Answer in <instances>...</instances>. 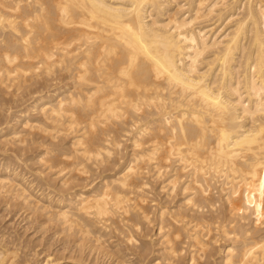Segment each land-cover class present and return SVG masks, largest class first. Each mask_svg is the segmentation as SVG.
Returning <instances> with one entry per match:
<instances>
[{"label":"bare ground","instance_id":"obj_1","mask_svg":"<svg viewBox=\"0 0 264 264\" xmlns=\"http://www.w3.org/2000/svg\"><path fill=\"white\" fill-rule=\"evenodd\" d=\"M212 16L217 18L215 19L216 22L210 25L204 24L203 21L208 20L207 18ZM213 17L212 20L214 19ZM209 20H211V18ZM201 23H203V26L201 25ZM28 71H30V73L33 74H30L28 76L27 75V73H29ZM57 73H59V76L61 75V73H64L65 76L64 78L67 79V81L69 80V82L65 83L63 82L64 80L61 81L63 82V84H59V86H56V88L53 91L54 92L53 94H47V96L39 95V97H36L32 103V107H33V111L35 112V115L36 116L39 115L38 118L43 119L41 121L43 123V127H41L40 132L44 131L48 133V130L52 132L51 129L53 128V130L56 129L55 131L57 132L62 131L63 134H65L66 132L67 136L72 134L73 137L71 136L70 137L73 138V140H71L72 144L70 146H73L72 148L73 150H71L73 152V156L72 154L71 156H69L68 154L67 155L69 158L73 157L72 159L73 161H75V158L77 159L83 157V161L78 163V165L79 166L82 165L83 168L86 167V162H88L89 160L95 162L92 163L90 161L91 164H94L95 166L98 164H100L101 166L103 164L106 165V163L108 162L104 161L103 158L106 160L108 159L110 161V158L114 156L112 155L113 153L111 146L115 147L118 150L120 149V146L124 144V140L123 142L121 141L122 144L120 145V139L119 141H117L114 139V136L112 135L114 131L113 129H115L117 125L121 126V127L118 126L117 128L119 127L124 128V130L126 131L124 132L125 134L128 133L129 136L131 135L130 138L129 136L128 138L130 140L129 142H131L132 147H130V149L132 148L131 149L132 152L131 154H129L130 157L129 158L127 157L128 161L126 162V164L122 165V168L118 172V175L113 177V179L110 181L104 180L102 182V186L101 184H99L101 188L96 190L95 189L91 191L83 190L84 185L81 190V186L79 185L80 186L79 190L74 189L75 191L65 193L63 188H65V186L68 185L70 178L74 176H70L69 175L70 172L67 173L70 176L68 178L67 177L68 175H66V178L69 180L68 181L66 178H64L65 177L64 174L66 173L65 171H70V170L72 171L71 168H74V166H76L74 165L75 162L72 163L73 167L70 165L71 166L70 170H68L69 167L67 170L66 169H64L65 171L63 170V168H67V166L63 167L61 170L59 169V171L56 173H58L59 175L63 174L64 177L60 178L63 175L59 177L60 178L59 180L62 185V189L60 187L61 189L60 190L58 187L59 189L57 190L59 191L57 192L58 197H56L57 196L56 195L55 196L56 198L51 199L53 203L55 201V203H57L58 206H60L59 210H57V208L56 210L53 209L55 207L51 209V211L54 213H51L50 210L48 209L49 207L47 208L44 205V203H42L43 205H40L41 202L39 200L38 201L40 202V204L36 202L37 199L35 200V202L32 201L35 198H32V200L30 199L31 196L33 197V195L32 193L30 194L27 192L29 190L31 191L29 186L34 185V183L33 184L29 183L30 185L28 184L29 186L27 191L26 182H25L26 184H24V182L21 181L25 186H22L23 184L19 182H14L13 179L14 177L12 178V176L13 175L20 176L18 170L19 166L16 165V163L18 162L15 163L11 159L15 164L13 165L8 163L10 159L9 158L7 159L8 157L7 156L6 157L7 162L5 161L4 162L5 164L0 163V195L9 199V202L10 200H14L15 202H18L20 206L23 208L30 209L32 210V212H40L42 216H44V218H46L48 221L51 220L56 224V226L58 227V232L64 233L65 237L69 236L70 238V236H73L75 238L74 242L77 246L82 248L87 246L86 248L89 247L90 250L95 249V251L96 249L102 250V248L103 249L105 248L103 246H106L108 244V243L106 244V241H102V237H103L102 230L103 229L106 230L109 228L108 223L112 220L113 216H116V214H118V212H120L122 217L124 218L127 210H129V207L128 208L126 207V210H123L126 204L124 205V207L120 206V204L123 205V203L127 202L126 199H128L127 197H129V194L128 196H126L127 194L125 195L126 196V199H124L125 202H123L124 200L122 194L126 193L125 190L128 188L129 185L130 186L131 184L133 185V183H131L132 182L131 180L135 178L137 175L140 176V173H142L140 169L141 170L147 169L145 167L146 164H147L146 166L150 164L152 165V167L154 166V169H157L156 170L157 172L155 170H152L155 172V175L157 174L156 176L152 177L153 180H155L154 177L159 178L161 177V175L164 176L165 173L164 170H166V167L163 168L162 163L164 161L169 163L170 161V163L174 162L175 165L174 164L173 165L174 167L176 166V168H171L169 167V164L166 163L168 164L166 165L168 166L167 168L168 169L171 168L173 169V171L172 173L170 172L171 175L169 176V178H167L170 179L169 181H167L166 177L163 178L164 180L166 179L167 185L172 184V187L169 185L170 186L169 188L174 189V187L177 186L178 181L181 182L180 179L182 178L184 179L186 177L185 179L187 180L182 179L184 185H183V189L181 188L183 191V192L181 191V193L183 194L181 195V193H179V195L181 196H183L184 194L187 195V193L189 192L188 195L185 197L186 199L185 198L183 199V201L186 200L187 204L186 203L183 204H186L185 206L187 205L193 206L191 207V209H194V207L199 208L197 210L195 209V212L194 210L193 212L191 211L192 214L196 213V211L197 212L199 210L201 211V209L205 206L207 207V208L205 207V209L209 210L210 213L212 212V208L210 210V207L213 204L212 197L215 196L216 194L214 192L215 189H213V186L216 187L215 182L219 183L221 181L220 183L222 185L219 183L222 187L221 190L224 189L226 190L225 193H227V196L224 194L225 197L224 199L225 200L227 199V201L229 202V207L227 205H226L227 207L224 205L226 208L231 207V211H233L234 213L236 210L240 208L247 209V206L245 207L242 205V201H244L242 199V195L246 199H249V197L251 196L252 198H254L253 200H251V204H253V208L255 212L254 214L256 216L249 208L248 210L252 213V217L254 215L253 218L256 217L255 220L263 217L262 215L264 213L263 211L264 210V0H0V86L4 88L6 92H9L10 90H14V93L15 92L18 93L20 90H22V88H26L28 86V83L31 84L33 81L32 79L37 78V80H39L38 78L41 76L43 77V79L46 78L50 80V78L54 77L51 79V81H53L56 79L55 75ZM56 77L58 76L56 75ZM35 121L37 122V120ZM36 122L35 124H38ZM1 124L2 123H0V126ZM33 124L32 121L30 120V114L26 113L25 111L24 112L20 111V113L15 115V117L12 119V123L6 126L7 129L4 128L6 129L5 131L3 128L0 129V144L8 146L10 143L11 144L18 143L17 145L24 143L23 145H25V140L22 137L23 136L22 133L24 130L25 132L26 130H28L27 132H30L31 131L30 129L33 127H34L33 130H35V126H34L35 124L34 125ZM17 125H20V128L22 127L21 129L24 128V130L22 132L19 131L21 129H18L19 127L17 128L16 127ZM39 128H37L38 131ZM32 131L31 134H33L37 130L34 132ZM118 131L120 133V131L122 132L123 129L121 130L118 129ZM52 133H50L52 136L49 137L50 139L52 137L54 140L55 138H57L59 133L57 134V136H55V134L53 135ZM114 133H116V131ZM124 133L120 137L125 136ZM60 134L63 135L62 133ZM26 136H24V138ZM39 137L36 136V139ZM66 138L67 137H65L64 139ZM25 139L27 140V138ZM31 139L32 138H30V140ZM43 139L45 138L43 137ZM32 140H34V137ZM38 141H40V144L42 143L41 140ZM43 143H45V141ZM50 144L52 145L53 143L50 142ZM55 144L58 143L56 142ZM31 145L33 146L32 143ZM51 145L49 147L53 148L54 146L52 147ZM32 146L30 148H32ZM44 146H46V143L44 144ZM44 146H43V150L41 151V153H39L38 158L36 159V161L41 165L38 166L42 168L39 169L40 173L37 172V174L38 175L40 174L41 176L42 174L44 175L46 174L47 172L45 171L46 169L47 170L49 169L48 170L49 172L52 170L50 168L52 167L54 168L53 164L50 163L51 164L50 165L49 163H46L48 161L47 159H45L48 157L47 155L51 151V148L49 149L48 146L47 147ZM15 147L17 146L15 145ZM24 148L23 150L25 151ZM27 150L28 149L26 148V151ZM121 150L122 148L120 149V151L119 150L118 151L121 152ZM54 152H56V149L54 150ZM119 152H117V154ZM56 153L55 156L57 155ZM62 153H68V152H62ZM50 154H52V152ZM61 155L63 154L60 153V156ZM17 156L18 155H12V157L16 159L18 158L17 161H19L20 158ZM55 156H52V158L54 159ZM66 156H65V160H66ZM49 157L48 160L50 161ZM69 158H67V160L71 159ZM55 160L54 162L57 161ZM65 160L62 159L58 161L59 163L60 161H62L63 163L65 162ZM26 162L28 163V159ZM56 163H54V165H57ZM113 163L115 164V162ZM25 165L29 166L28 164ZM60 165L62 164L60 163ZM78 165L76 167L77 169L75 168L77 171L76 174L80 173V171L78 172V168H79ZM150 165L148 167H150ZM171 165L172 164H170V166ZM20 166L22 165L20 164ZM143 167H145V169ZM161 168H163L162 171L164 172L163 174H161L162 173L160 171ZM113 169L115 168L113 167ZM150 169L149 170L147 169L149 173L151 171ZM55 171L53 172L55 173ZM167 171L169 172L171 170H167ZM167 171L166 173H168ZM148 172L146 173L148 174ZM81 173L83 174L85 172L83 171ZM81 173L80 175H82ZM49 175L52 174L49 173ZM59 175H57V178ZM87 175L88 173L87 174L85 173V175L83 174L84 179L85 176L88 179ZM149 175L150 174H148V176ZM22 177L23 176H21V178ZM163 178L162 179L160 178L161 181H163ZM208 178L210 179L209 182H208ZM49 179H51L52 181V178ZM49 179L47 177V179L45 180L49 181ZM53 179H55L56 181V176ZM137 179L140 180V178ZM38 180L39 183L42 184L40 182L41 179ZM142 181L140 180L137 182L141 184ZM211 181L214 182L212 183ZM56 182L58 183V181ZM76 182L73 181V183ZM191 182L193 183V185L191 184ZM47 184L48 185H46L47 186L46 189L50 190V191L48 190L49 193L47 194V199H48L50 194L56 191V187H53V185H51V182L49 183L47 182ZM149 184L150 183H148V185ZM162 184L165 185V183ZM210 184L211 185L213 184V186H211ZM69 185L71 186L72 184L70 183ZM142 185H145L143 186L144 188H146L147 186L145 182L144 184L142 183L140 187H142ZM180 185L182 184H179L178 186L180 187ZM79 186L77 185L78 188ZM209 186L214 190L212 192H214L215 194H212V192H210ZM131 187L134 189L135 187H137V185ZM140 187H137V190H135V192L138 191L137 194L140 193L139 192ZM129 188L128 190H126L128 193H130L131 190H133L131 189L129 192ZM121 189L123 190L125 189L123 193H120L122 192ZM178 189L173 190V194H171V196L174 195V191L175 193L179 192L176 191ZM190 189L192 191H188ZM149 190H155V189L152 188ZM165 190L163 189L162 192ZM207 190H209V192L213 195L212 197L210 194H208ZM142 191H144L145 194L146 189L145 190L143 189ZM170 191L171 190H169L168 192V190H166V193H170ZM185 191L187 192L185 193ZM152 192L150 191V193ZM206 192L211 198L206 195ZM41 193H44L41 195L46 194L45 190L44 192L42 191ZM166 193H165V197L168 196L167 198L169 199L171 196L170 194H167L166 196ZM218 193H220L219 190ZM131 194L133 195V191ZM222 195L223 194H221L220 196ZM220 196L218 195L217 198L213 197V199L216 200ZM44 197L43 199H45ZM165 197L163 198L165 199ZM41 198L40 200H42ZM140 198L142 199V197H139V199ZM131 199L134 202L135 197L129 198L128 200L131 201ZM137 200L138 198H136V201ZM144 200L146 201L147 199H145L144 197L142 201ZM215 200L214 202L216 203L217 200L216 201ZM220 200H222L221 197ZM49 201L50 200H48V202ZM181 201L182 200H180V202ZM133 202H130L129 204H132ZM228 202L226 203L228 204ZM136 204L137 203H135V205ZM181 204L182 203H178L177 205L180 206ZM142 205L143 204H141V206ZM154 205L156 206V204ZM164 205L169 207V204L168 205L164 204ZM173 205L174 203L172 204V206ZM182 206L180 208L174 206V208H172L169 211L171 213L170 216L174 215L171 211L174 212L173 209H175L176 215L174 216L176 217L178 216L179 218L184 217L182 216L184 214L183 211L184 212L186 211L187 213L188 210L190 209L185 208L186 210L182 209L183 210L182 211L181 210ZM217 206L218 205L216 204V207L215 206L214 207L217 209ZM220 206L223 207V205ZM175 207L177 208V210L180 209L182 211V214L180 213V211L177 212ZM188 207L189 206H187V208ZM133 208L131 209L133 210ZM140 208L141 207L139 206V209ZM143 208H141L143 210L142 212L149 214L150 211L148 212V210H146L148 209V207L144 208L146 211H144ZM152 208L154 209L155 207ZM158 208L160 210L159 206ZM164 209L162 208L161 212L158 211L160 215L158 213L156 215V217L159 216L160 219L159 220L156 218L157 220L160 221V222L157 221L158 223H160L157 224L158 234H162V238H163L162 241L159 243V246L161 244L162 246L161 249L164 251L163 253L165 254L166 252L169 255V258H171L170 260L174 259L175 261L176 259L178 260V254L174 250L175 249L177 250L178 247L176 245L177 248H175V246L174 248H172L173 247L172 244L176 242V240L171 241V239H174L176 235L174 236V238H171L169 237V235L170 236L172 235L170 230H164V227L166 225L165 226L162 225L163 219L164 220L167 219L164 218L166 211V210L164 211ZM53 210H55L56 212ZM228 210L230 211V209ZM200 211L199 213H201ZM205 211H203V214H205L204 213ZM132 212L128 213V216H130L129 214L132 215ZM135 212L136 213L139 212L138 209L136 211L134 210L133 215L135 214ZM233 212H229V213L232 214ZM245 212H247V210H245ZM248 212L246 215L247 219L251 218L250 216L248 217L249 214ZM124 213L125 215H123ZM144 213L141 216L139 215L140 217H142L139 218V221L140 219L141 220L143 219L144 222L141 221L143 223L152 222V219L154 217L150 219V216L148 217V215ZM199 213L198 215L194 214V216L191 213L188 214L190 215V217L192 216L194 218L195 216H199L200 215ZM138 214H140V212ZM215 214L218 213L215 212L214 215ZM230 214H228V216H230ZM235 214L240 215L238 214V212ZM235 214L232 215L235 217ZM241 214L244 215V213ZM207 215L208 213H206V216ZM220 215L218 216L221 217ZM135 216L137 217L138 215L136 214ZM186 217L188 218L189 216L185 215L184 219ZM219 217L215 216V219ZM126 218H127L126 220H128L129 217L126 216ZM191 218L188 219L191 221L192 220ZM224 218L226 219L225 221L227 222L228 221L227 217H223V222H224ZM108 219L110 221H107ZM117 219L119 220V217H117ZM172 219L174 220L176 218L174 217ZM201 219H203L202 215L201 218H199L200 220L199 223L201 222ZM215 219H213V221ZM228 219L230 220L229 217ZM238 219H240V216H238ZM113 220L115 221V219ZM122 220H123V224L126 223L124 222L125 218ZM196 220H198V218ZM167 221L165 220V222ZM169 221L171 222V219ZM203 221L205 222V220ZM206 221H208L207 223H210L212 221V217L211 220L208 218V220ZM242 221H244V219ZM246 221L245 223L248 222ZM184 222H185L184 225L187 224L189 229L190 224L188 225L186 221H183L182 223ZM195 222L198 223V221ZM229 222L230 221H228L229 224L228 227H230L231 223H234L232 221L231 223ZM256 222L257 220L253 222L254 225L261 224L262 222L264 223V221L260 223L259 222L256 223ZM127 223L126 225L129 226L130 228V223L129 225ZM172 223L174 222H171V224ZM178 223H177L178 226L174 225L175 223L173 224L175 227L171 226L170 224L171 228L174 227L176 229L175 232H178V228L181 227V225ZM217 223L219 227L220 225L219 223H221V221L220 222L218 221ZM241 223L239 220V223H237V225L238 224L240 225ZM245 223L244 224L242 223L243 226H245ZM263 223H262V227H264ZM138 224L141 223L139 222L137 223V225L136 224L134 225L138 226ZM201 224L200 225L197 224V228H199V226L204 227L206 225V224L204 225ZM242 224L241 226L238 225L239 228L242 227ZM252 224H250L249 222V226H251ZM167 225L169 226V223ZM208 225H211V226L206 225L208 228L212 227V223ZM141 226L142 225H140V227ZM176 226L178 228H176ZM187 226L185 228H187ZM206 226L204 227L205 229L207 228ZM215 226L213 228L217 229L218 227L216 228ZM231 226L236 227V225H231ZM235 227L232 228L233 232L232 230L228 231L227 227H226L227 231H225L226 228L225 230L223 228L224 233H221V235L224 234V236L222 235V237H224V240L226 238L231 241L232 235L230 237V234L231 232L235 234L234 232ZM262 227H257V228H259V230L261 228L262 230L263 229ZM182 228H183V224L180 231L182 230L184 232L183 230L184 228L183 229ZM220 228L222 230V227ZM246 228L247 227H245V229ZM201 229L195 231V229L193 228L192 230L190 229L191 230L190 234L189 233L187 234V232L186 234L189 235L190 239L193 240L192 242H196L199 244L200 240L201 242L203 240L201 239L202 237L198 238L200 232L199 230ZM215 229L211 231L216 232L217 230ZM245 229L242 228V230ZM250 229L253 230L254 232V229H252V227ZM172 230L173 228L171 229V231ZM204 230L201 232L206 234ZM106 231L108 232V230ZM211 231L208 230L207 232L209 233H207L206 235L212 233ZM235 231L236 234H238L237 230ZM249 231L247 232L249 233ZM240 232L242 231H239V233ZM137 233H139V231ZM202 233L200 236L203 235ZM250 233L252 234V231ZM186 234H184V236ZM255 234L253 235L257 236L256 228H255ZM3 235L5 234H3L2 232L1 236ZM146 235L145 237H147ZM187 235L185 236V238L187 237ZM217 235H219L218 232ZM241 235L238 236L242 237ZM244 235L242 237L243 239L239 241L240 246L237 240L240 238L237 237V235H236V239L234 235L233 241L235 242L236 240V244L238 243L237 244L238 246L234 245L235 243L233 241H232L233 245L230 244L224 246V250H223L224 254L222 255V253L221 254L219 253L221 256L219 259H222L221 264H264V235H262L261 233L259 237L257 236L258 238H253L252 237L253 235H251L252 238L249 237L250 235H245V236ZM8 236L10 238L9 234ZM158 236L159 235H156L155 237ZM179 236H176L177 242ZM207 237L209 238L211 236L208 235ZM205 238H204L205 241L204 244L206 243V246H204L203 249L207 247V244L209 243L208 241L210 239L212 240L213 237L210 238L209 240H206ZM13 239L11 238L10 240L13 241ZM125 239L127 240V238ZM10 240L8 241L11 242ZM130 240L129 242L131 243L132 240L131 241ZM182 240L183 239H180V241ZM211 240L210 243L212 242ZM189 241L190 244H192L191 240H187L188 243ZM13 242L12 244L14 245V243L16 242L14 243ZM215 242L216 240L213 243ZM220 242L222 243L223 241ZM6 243L3 242L2 238L0 239V264H21L23 261L22 262L18 261L20 259V256L18 257L19 258L18 260L16 259L17 250L15 251V249L10 248L11 243L10 244L8 243L9 244V245L7 244L8 246L6 245ZM217 243H215L216 246ZM202 244L203 243H200L201 246ZM134 245L132 246V248L134 247ZM223 245L224 244L222 243V246ZM19 246L20 245H18V247ZM156 246H158V244ZM185 246L188 247L187 245ZM201 246L200 248L202 249ZM222 246L220 247L223 248ZM16 247L17 246L15 245L14 248ZM193 247H196V245ZM145 249H147V247ZM187 250L190 251V249ZM200 250L199 251L196 250L193 253L189 252L192 253L191 256H189L190 254L187 253V255L189 254L188 256L190 257L187 259H190V261L192 262V263L190 262L191 264L196 263L194 262V260L196 261L197 257H195L194 259V253L196 254L197 251L200 252ZM207 250H209V248ZM147 251H149V249ZM150 251L152 250L150 249ZM212 251L213 250H211V252ZM118 252L120 254V252H122L121 249H119ZM160 252L161 250L157 252V255L158 253L160 255ZM204 252L205 251L200 252L202 253L201 256L203 257L205 255ZM211 252L209 253L211 254ZM214 252L211 255L208 254L209 259L210 256L214 254ZM175 253L177 254V256ZM59 254H61V252ZM215 254L217 255V252ZM35 255L37 254L33 253V256ZM62 255L64 256L63 253ZM181 255L179 256L181 257ZM201 256L200 257L198 256L199 259L201 258ZM218 256L219 255L215 257ZM22 257L24 256H21V258ZM127 257L126 259H124V261L127 260ZM167 257L168 256H166V258ZM169 258H168V262H170ZM26 259L27 261L24 264H29L31 262L30 258H26ZM50 259L51 258H47V259L45 258L44 260L45 262L42 264H50L52 261ZM202 260H204V258L201 259V262ZM74 261L76 262L75 258L73 262ZM174 261H171L170 264H176ZM57 263L66 264L59 261ZM157 264H159V262Z\"/></svg>","mask_w":264,"mask_h":264},{"label":"rangeland","instance_id":"obj_2","mask_svg":"<svg viewBox=\"0 0 264 264\" xmlns=\"http://www.w3.org/2000/svg\"><path fill=\"white\" fill-rule=\"evenodd\" d=\"M213 17V16H212ZM212 17H208L207 19L209 20L210 18H211V20H209V22H208V20H204L203 22H204V24H206V25H210V24H213L214 22H216L215 21V19H217V18H215V17H213L214 19L212 20ZM206 19V18H205ZM203 20V19H202ZM202 20H201V22H202ZM210 21H211V23H210ZM213 21V22H212ZM209 23V24H208ZM201 25L203 26V23H201ZM29 73H27V75L29 76L30 74H33V73H30V71H28ZM56 75L58 76V77H56ZM55 75V78L57 79V81H56V79L55 80H53V81H51V79L52 78H54V77H52V78H50V80L49 79H43V77H39L38 79L39 80H37V78H34V79H32L33 81H32V83L31 84H29L28 83V86L26 87V88H22V90H20L18 93L17 92H15L14 93V90H10L9 92H6L5 90H4V88H2L1 86H0V105H1V107H0V123H2L1 124V126H0V129L1 128H6V126L8 125V124H10V123H12V119L15 117V115H17V114H19L20 113V111H25L26 113H29L30 114V120L32 121V124L34 123L35 124V120H37V122L36 123H38V124H33L34 126H35V130H33L34 129V127L33 128H31L30 130L32 131V132H34V131H36V132H34L33 134H31V131L30 132H27L28 130H26V132H25V130H24V128L23 129H21L20 128V125H17L16 127L18 128V129H21V130H19V131H23V139L25 140V145H27V146H25V145H23L24 143H21V144H19V145H17L18 143H14V144H7L8 146H5V145H2V144H0V163L1 164H3L5 161L7 162V160H6V157H7V159L9 158L10 159V161H8V163H10V164H15L16 162H18V163H16V165L17 166H19V168H18V170H19V174H20V176H12V178L14 179V182H19V183H21V184H23V182H24V184H26V189H27V191H28V186L30 185V184H33L34 183V185H30L29 186V188L31 189V191L29 190L27 193H32V195H33V197L31 196V200H32V198H35L34 200H32V201H34L35 202V200L37 199V201L36 202H38V204H40V202H41V204L40 205H43L42 203H44V205L50 210V212L51 213H54V212H52L51 211V209L53 208V207H55V208H53V209H55L56 210V208H57V210H59V208H60V206H58V204L57 203H55V201H54V203H53V201L51 200L52 198H56V197H58V195H57V192H59V191H57V190H59L60 189V187H61V189H62V185H61V182H60V178H62V177H64V175H65V177L64 178H66V175H68L67 173H69V175L70 176H74V177H71L70 178V181L68 182V185L67 186H65V188L66 187H68V188H63L64 189V191H65V193L66 192H72V191H75V190H79L80 189V186H81V190H82V187H83V185H84V188H83V190H88V191H91V190H93V189H99V188H101V186H102V182L104 181V180H108V181H110V180H112L113 179V177H115V176H117L118 175V172L121 170V168H122V165H125L126 164V162L128 161V158L130 157V155L129 154H131V152H132V148L130 149V147H132L131 146V142H129L130 140H129V138H130V136H129V134L128 133H124V132H126L125 130H124V128H120L121 126L120 125H117V127L118 126H120L119 128H117L116 126V130L115 129H113L114 131H113V136H114V139L115 140H117V141H119V139H120V145L122 144V142H123V140H124V144H122L121 146H120V149L122 148V150H121V152H119L120 151V149H116L115 147H113V146H111L112 147V155H114L113 157H111L110 158V161L108 160H106V159H104L103 158V160L104 161H106V162H108V163H106V162H104V163H106V165H100V164H98V165H94V164H91V162H92V160H89L88 162H86V167H82V165H78V163L79 162H81V161H83V157H81V158H75V161H73L72 159H73V157H68V155L69 156H71V154H72V156H73V152L71 151V150H73L72 148H73V146H70L71 144H72V141L71 140H73V138H71V137H73V135L72 134H70L69 136H67L66 135V132H65V134H63V132L62 131H55V130H53V128L51 129L52 130V132L53 131H55V132H51L50 130H48V133L47 132H44V131H41L40 132V130H41V127H43V123L41 122L43 119L42 118H38V116L39 115H35V112L33 111V107H32V103H33V100L36 98V97H39V95L40 96H47V94H53L54 92V89L56 88V86H59V84H63V82H69V80L67 81V79H65L64 77V73H61V75L59 76V73H57ZM61 76H62V78H61ZM59 78V79H58ZM35 80V81H34ZM48 80V81H47ZM64 80V81H63ZM61 81H63V82H61ZM58 83V84H57ZM40 84V85H39ZM45 84H47V85H45ZM4 86V85H3ZM44 87V88H43ZM13 89V88H12ZM37 90V91H36ZM51 90V91H50ZM11 91H13V92H11ZM45 91V92H44ZM6 92V93H5ZM9 93V94H8ZM17 93V94H16ZM13 95H14V97H13ZM18 95V96H17ZM3 99H2V98ZM7 97V98H6ZM12 99V100H11ZM14 100H16V101H14ZM13 101V102H12ZM11 102V103H10ZM6 106H5V105ZM31 106H30V105ZM12 105V106H11ZM15 106V107H14ZM29 106V107H28ZM8 109V110H7ZM26 109V110H25ZM3 110V111H2ZM2 112V113H1ZM34 113V114H33ZM6 114V115H5ZM10 114V115H9ZM36 117H35V116ZM11 116V117H10ZM32 117V118H31ZM34 117V118H33ZM5 118V119H4ZM10 118V119H9ZM3 119V120H2ZM11 121V122H10ZM40 123H39V122ZM32 125V126H33ZM38 125H39V127H38ZM37 128H39V131H38V129ZM51 128V127H50ZM50 128H48V129H50ZM7 129V128H6ZM6 129H4V131L6 130ZM43 129V128H42ZM118 129H123V131L121 132L120 131V133H119V131H118ZM116 131V133H114ZM117 131H118V134H117ZM40 132V133H39ZM44 132V133H43ZM27 133V134H26ZM30 133V134H29ZM42 133H43V135H42ZM50 133H52L53 135L55 134V136H57V134L59 133V137L57 136V138H55L54 140H53V138L51 137V139H50V137L49 136H52ZM60 133H62L63 135H61ZM122 133V134H121ZM123 133H124V135L125 136H123V137H120V136H122L123 135ZM24 134H26V135H28V136H26V135H24ZM35 134V135H34ZM46 134V135H45ZM47 134H49V135H47ZM117 134V135H116ZM120 134V135H119ZM29 135H30V137H29ZM65 135V136H64ZM119 135V136H118ZM24 136H26L25 138H27V140L24 138ZM36 136H40L39 138H37L38 140H41V142L43 143L44 141H45V143H46V146H44V144L45 143H43V146L44 147H47L48 146V148L50 149L51 147H49L51 144H50V142H52L53 144L51 145L53 148H51V151L48 153V157L50 156L51 158H52V156H55V153L57 154L55 157H54V159L52 158H50L49 157V159H50V161L48 160V157L47 158H45V159H47V161L48 162H46V163H52L53 164V166H54V168H57V169H54L53 167L52 168H50V169H52L53 171H55V173L56 172H58L59 171V169L61 170L63 167H66L67 166V168H63V170L64 169H68V167H69V169L68 170H70V167L72 166L73 167V165H72V163H74L75 162V164L74 165H76V166H74V168H71L72 169V171L70 170V171H65L66 173L63 175V174H61V175H63V176H61V175H59L58 173H54L52 170L51 171H49L48 172V170L46 169H44L45 171H47L46 172V174L44 175V174H42V176L39 174H37V172L38 173H40V171H39V169L41 168V167H39V166H41L40 165V163H38L37 161H36V159L38 158V155H39V153H41V151L43 150V146H42V143L40 144V141H38L37 139H36ZM62 136V137H61ZM71 136V137H70ZM128 136H129V138H128ZM28 137H29V139H28ZM33 137H34V140H32L33 139ZM43 137L45 138V139H43ZM49 137V138H48ZM65 137H67L66 139H64ZM126 137V138H125ZM30 138H32L31 140H30ZM121 138H122V140H121ZM125 138V139H124ZM48 139H50V140H48ZM60 139V140H59ZM64 141H63V140ZM127 139V140H126ZM29 140V141H28ZM38 141V142H36V141ZM51 140H53V141H55V142H53V141H51ZM66 140V141H65ZM34 141V142H33ZM49 141V142H48ZM61 141V142H60ZM122 141V142H121ZM33 144V146L31 145V143ZM37 143V145H39V146H37L36 145V143ZM48 142V143H47ZM58 143V144H55V143ZM71 142V143H70ZM29 145H28V144ZM126 143V144H125ZM48 144H50V145H48ZM67 144V145H66ZM15 145L17 146V147H15ZM20 145H22V146H20ZM62 145V146H61ZM4 146V147H3ZM10 146V147H9ZM32 146V148H30ZM35 146V147H34ZM36 146H37V148H36ZM61 146V147H60ZM70 146V147H69ZM3 147V148H2ZM24 147H26L28 150L26 151V148H24ZM39 147V148H38ZM55 147H60L59 149L58 148H55ZM6 148V149H5ZM9 148V149H8ZM15 148H16V150H15ZM19 150H18V149ZM23 148L25 149V151L23 150ZM30 148V149H29ZM36 150H35V149ZM62 148H63V150H62ZM68 148V149H67ZM9 151H8V150ZM52 149H53V151H52ZM56 149V152H54V150ZM7 150V151H6ZM13 150V151H12ZM33 152H32V151ZM35 150V151H34ZM38 150V151H37ZM62 150V151H61ZM66 150V151H65ZM72 152H70V151ZM117 150V151H116ZM131 150V151H130ZM12 151V152H11ZM18 151V152H17ZM130 151V152H129ZM5 152V153H4ZM24 152H26V153H24ZM38 152V153H37ZM52 152V154H50ZM54 152V153H53ZM62 152H68V153H62ZM117 152H119L118 154H117ZM14 153V154H13ZM22 153V154H24V155H20V154ZM28 153V154H27ZM34 153V154H33ZM60 153L61 154H63V155H61L60 156ZM115 153V154H114ZM7 154V155H6ZM27 154V155H26ZM59 154V155H58ZM68 154V155H67ZM123 154H124V156H123ZM127 154V155H126ZM10 155H11V157H10ZM12 155H18L17 157H19L20 158V160H21V162H20V160L19 161H17V159L16 158H14V157H12ZM67 155V156H66ZM111 155V156H112ZM120 155V156H119ZM2 156V157H1ZM22 157V159L24 160H22L21 159V157ZM25 156H26V158L28 159V163L26 162L27 161V159L25 158ZM65 156H66V160H67V158H69L70 160H67V162H66V160H65ZM115 156H116V158H115ZM123 156V157H122ZM3 157H5V158H3ZM29 157V158H28ZM56 157H57V159L58 158H60V159H58V160H65V162H63L62 163V161H60V163L62 164V165H60V163H59V161L56 159ZM128 157V158H127ZM25 158V159H24ZM115 158V159H114ZM121 160H120V159ZM123 158V159H122ZM4 159V160H3ZM15 162H13L12 160ZM31 159V160H30ZM57 161H56V160ZM119 159V160H118ZM127 159V160H126ZM30 160V161H29ZM54 160L57 162H54ZM116 160V161H115ZM32 161V162H31ZM34 161V162H33ZM52 161V162H51ZM73 161V162H72ZM77 161V162H76ZM91 161V162H90ZM120 161V162H119ZM13 162V163H12ZM24 162H26V163H24ZM71 163V164H69V163ZM113 162H115V164L113 163ZM119 162V163H118ZM124 164H123V163ZM171 162H173V161H171ZM31 163H32V165H31ZM54 163H56L57 165H54ZM65 163V164H64ZM90 163V164H89ZM92 163H95V162H92ZM166 163H168V162H163L162 163V167L163 168H165L166 167V170H164V172L166 173V171L167 170H171V171H167L168 173H166V175L168 176H166L165 175V173L164 172H162L163 171V168H161V174H163L164 173V176H162L161 175V177H159V178H156V177H154V179L155 180H153V176H156L155 175V172L154 171H152V170H157V169H154V166L152 167V165H150V167H151V169H150V167H148V166H146L145 164H143V165H145V167L149 170H151L150 171V173L148 172V170L147 169H145V167H143L145 170H141L140 169V171L142 172V173H140V176L142 177H140V176H136L135 178H133L134 179V181H133V179L131 180L132 182L131 183H133V185L131 184V186H136L137 185V187H140V185L143 183L144 184V182H145V184L147 185L146 186V188H144L143 186H145V185H142V187H140V190H139V192L142 194H140V193H138L137 194V192H135V190H137V187H135L134 189L129 185L128 186V188L129 187H131V188H129V192H130V190L131 189H133V190H131V192L130 193H128L126 190H128V188L125 190V194L123 193L124 192V190L123 189H121V191L122 192H120V193H123L122 194V197H123V200L124 199H126V196H128V194H129V197H127L128 199L129 198H134L135 197V200H134V202L132 201V199H131V201H129L128 199H126L127 200V202L126 203H123V202H125V200L122 202L123 203V205H121L120 204V206H123L124 207V205H125V207L123 208V210H126V207L128 208L129 207V210H127V212L128 211H130V212H132V215L131 214H129L130 216H128V213H130V212H126V215H125V213L123 214V215H125V221L124 222H128L127 224L129 225V223H130V228H129V226H127L126 225V223H124L123 224V220L122 219H124L123 217H122V215H121V213L120 212H118V214H116V216H113L112 217V220L110 221L109 219L107 220V221H110L109 223L108 222H106V223H108L109 224V228L108 229H106V230H108V232L105 230V229H103L102 230V235H103V237H102V241H106V246H103V247H105L104 249L102 248V250L101 249H96V251H95V249L94 250H90V248L88 247V248H86V247H84V248H82V247H79V246H77L76 244H75V238L73 237V236H70V238H69V236L67 237H65V235H64V233H60V232H58V227L56 226V224L53 222V221H51V220H47L46 218H44V216H42V214L40 213V212H32V210H30V209H26V208H23V207H21L20 206V204L18 203V202H15L14 200H10V202H9V199H7V198H5V197H3V196H1L0 195V239L2 238L3 239V242L4 243H6V241H7V243H6V245L9 243H11L10 244V248L11 249H15V251L17 252V257H16V259L18 260L19 258V256H20V259L18 260L19 262H22L23 264L24 263H26V261H27V259L26 258H30V260H31V262L29 263V264H42V263H44L45 261V258L47 259V258H51L50 260H52L51 261V263L50 264H58L57 262L59 261V262H62V263H66V264H126V262H127V264L129 263V264H157L158 262H159V264H160V262H161V264H170V262L171 261H174V259H172V260H170L171 258H169V255L165 252V254L163 253L164 251L161 249V244H160V246H159V243L162 241V234H158V226H157V224H160V223H158V222H160L159 220V216H157L156 217V215H157V213H158V211H162L161 209L163 208H167V209H164V211H165V215H164V218H167V219H165L166 221L168 220H170L171 219V222H174V223H172L171 224V222L169 221H167L168 223H169V226L167 225L168 223L167 222H165V220L163 219V223H162V225H166L165 227H164V230H170V232H171V236L169 235V237H171V238H174V236L176 235V236H179V234H180V236H179V238H178V242H177V239H176V236H175V238L174 239H171V241L172 240H176V242H174L173 244H172V248H174V246H175V248H177V250L175 249H173L175 252H177V254H178V260L176 259V257H175V263L177 264H191L192 262L190 261V259H187V258H190L189 256H191V254L193 253V252H195L196 250H200L201 248H200V243H203L202 244V249H203V247L204 246H206V243L204 244V238L205 237H207L208 235H210L211 237H207V238H205L206 240H209L210 238H212V242L210 243V240L208 241L210 244H214L213 246L212 245H210L209 243L207 244V247L209 248V250H207L208 248L207 247H205V249H201L200 250V252H202V251H205L204 252V257L203 256H201L202 255V253H200V252H198L197 251V253L195 254L194 253V259H195V257H197L196 258V261L194 260V262H196L195 264H197L198 262V264H201L203 261L206 263V264H221L222 263V259H219L221 256H220V254L222 253V255L224 254V246L225 245H233V238H234V235H235V239H236V235H237V237H239L238 235H241V234H245V235H250L249 237H251V235H253V234H255V228H256V232H257V236L259 237L260 235H261V233H262V235H264V227H262V221H264V213H263V219L262 218H260V219H256L257 220V222L256 223H258L259 222V220H260V222H262L261 224H255L254 225V223L253 222H255L256 220H255V218H253L254 217V208H253V204H251V200H253L254 198H252L251 196L249 197V199H246V198H244V196L242 195V199L244 200V201H242V205L243 206H247V209H245V208H240V209H242V210H240V209H238V210H236L235 211V213H237L238 212V214H240V215H237V214H235L233 211H231V207L230 208H226L227 206L229 207V202L227 201V199L225 200L224 198V194L227 196V193H225L226 192V190H221L222 189V187H221V181L218 183V182H215V186L216 187H214L213 186V184L211 185V186H213V189H215V191L210 187L209 188V190H210V192H212V191H214V192H212V194H215V196H213L210 192H209V190H207V192H208V194H210L211 195V197L213 196V197H215V198H217V196L219 195H221V194H223L222 196H220L221 197V199L222 200H220V197H218V199H213V197H212V200H213V204H212V206L211 205H209V206H211L210 207V210H211V208H212V212L210 213V211L209 210H207V209H205V207H203L202 209H201V213H199V211L197 212L196 211V213H193L192 214V212H193V210H194V212H195V209L197 210V209H199V208H196V207H194V209H191V207H193V206H191V205H187V206H189L188 208H187V206H185L187 203H186V200L185 201H183V199L188 195V193H187V195L186 194H184L183 196H181L183 193H181V191H182V189H183V185H184V182H183V180H187V179H180L181 180V182H179L178 181V183H177V186L179 185V184H182V185H180V187L178 186H175L174 187V189H172V188H169L170 186L172 187V184L170 185L169 183V185H167L166 183V179L167 178H169V176L171 175V173H172V171H173V169H171V168H176V166L174 167V162L173 163H170V161H169V167H171L170 169H168L167 167L168 166H166V165H168V164H166ZM5 164V163H4ZM20 164L22 165V166H20ZM24 164V165H23ZM25 164H28L29 166H26ZM66 164H68V165H66ZM97 164V163H96ZM163 164H165V165H163ZM170 164H172L171 166H170ZM174 164V165H173ZM34 165V166H33ZM36 165V166H35ZM39 165V166H38ZM51 165V164H50ZM71 165V166H70ZM77 165L79 166V168H78V172L80 171V173L81 172H85L86 174L88 173V179L86 178V176H85V179H84V177H83V174L85 175V173H81L82 175H80V173H77L76 174V167H77ZM108 165V166H107ZM112 165H114V166H112ZM142 165V166H143ZM24 166V167H23ZM31 166H32V169H31ZM56 166V167H55ZM59 168H58V167ZM60 166H61V168H60ZM106 166V167H105ZM112 166V167H111ZM22 167V168H21ZM98 167V168H97ZM109 169H108V168ZM113 167L115 168V169H113ZM30 168V169H29ZM76 168V169H75ZM82 168H83V170H82ZM100 168V169H99ZM103 168V169H102ZM118 170H117V169ZM37 169V170H36ZM42 169V168H41ZM73 169H75V170H73ZM80 169V170H79ZM105 169V170H104ZM106 169H108V170H106ZM82 170V171H81ZM113 170V171H112ZM74 171V172H73ZM105 173H104V172ZM110 171V172H109ZM112 171V172H111ZM21 172V173H20ZM29 172V173H28ZM53 172V173H52ZM146 172H148V174H150L149 176H148V174L146 173ZM154 172V173H153ZM157 172V171H156ZM171 172V173H170ZM31 173V174H30ZM49 173L50 174H52V175H49ZM62 173V172H61ZM64 173V172H63ZM153 173V174H152ZM170 173V174H169ZM23 174V175H22ZM30 174V175H29ZM74 174V175H73ZM114 174H116V175H114ZM142 174H143V176H142ZM169 174V175H168ZM32 175H34V176H32ZM37 175V176H36ZM47 175V176H46ZM57 175H59L58 176V178H57ZM67 176L68 178L70 177V176ZM96 177H95V176ZM99 175V176H98ZM113 175V176H112ZM21 176H23L22 178L25 180H23L22 178H21ZM36 176V177H35ZM44 176V177H43ZM55 176H56V181H58V183H59V185H58V183L55 181V179H53V178H55ZM61 176V177H60ZM90 176V177H89ZM91 176H93V177H91ZM112 176V177H111ZM17 177V178H16ZM19 177V178H18ZM37 179H35V178ZM43 177V178H42ZM47 177H48V179L49 178H52V181H51V179H49V181L48 180H45V179H47ZM60 177V178H59ZM75 177H76V179H75ZM82 177V178H81ZM105 177V178H104ZM145 177V178H144ZM163 177H166V179L164 180V178ZM74 178V179H73ZM90 178V179H89ZM95 178H98V179H94ZM103 178V179H102ZM108 178H111V179H108ZM137 178H140V180L142 181V180H144V179H146V180H144V181H142V183L140 184V183H138L137 181H140L139 179H137ZM163 178V181H161V179ZM21 179V180H20ZM38 179H41L40 180V182L42 183V184H40L39 183V180ZM58 179V180H57ZM100 179V180H99ZM162 182V183H165V185L164 184H162L159 180ZM16 180V181H15ZM82 180H83V182H82ZM97 180H99V181H97ZM170 179H167V181H169ZM21 181H23V182H21ZM32 181V182H31ZM73 181L74 182H76V183H73ZM87 181V182H86ZM157 181V182H156ZM210 181V179L208 178V182ZM26 182V183H25ZM47 182L49 183V182H51V185H53V187H56V191L55 192H53L52 194H50V198L48 197V199H47V194L49 193V189H46V185H48L47 184ZM56 182V183H55ZM83 184H82V183ZM85 182V183H84ZM91 182V183H90ZM94 182V183H93ZM137 182V183H136ZM212 183L214 182V181H211ZM30 183V184H29ZM72 184L71 186L69 185V184ZM88 183H89V185H88ZM148 183H150L149 185H148ZM22 185V186H25V185ZM29 184V185H28ZM79 186V188L77 187V185ZM99 184H101V186L99 185ZM140 184V185H139ZM156 186H155V185ZM191 184L193 185V183L191 182ZM190 184V185H191ZM38 185V186H37ZM55 185V186H54ZM87 185V186H86ZM153 185V186H152ZM162 185H164L165 186V188H164V186H162ZM218 185V186H217ZM35 186V187H34ZM43 186V187H42ZM73 186V187H72ZM86 186V187H85ZM89 186V187H88ZM98 188H97V187ZM100 186V187H99ZM149 186V187H148ZM182 186V187H181ZM58 187H59V189H58ZM64 187V186H63ZM71 187V188H70ZM95 187V188H94ZM148 187V188H147ZM162 189H161V188ZM167 187H168V189H167ZM177 187V188H176ZM193 187V186H192ZM206 187V186H205ZM219 189H218V188ZM25 188V187H24ZM72 188H73V190H72ZM86 188V189H85ZM91 188V189H90ZM145 190L146 189V191H145V194H144V191H142L143 189ZM155 189V190H149V189ZM179 188V189H178ZM182 188V189H181ZM60 189V190H61ZM75 189V190H74ZM90 189V190H89ZM142 189V190H141ZM161 191H160V190ZM168 190V192H169V190H171L170 191V193H166V190L165 191H163L162 192V190ZM175 189H178V190H176V191H179V192H176L175 193V191H174V195H172L171 196V194H173V190H175ZM208 189V188H207ZM216 189H217V192H216ZM36 190V191H35ZM44 190H45V195H41V194H44V193H41L42 191L44 192ZM49 190V191H48ZM71 190V191H70ZM218 190L220 191V193H218ZM35 191V192H34ZM41 191V192H40ZM132 191H133V195L131 194L132 193ZM150 191L152 192V193H150ZM154 191H156V192H154ZM160 191V192H159ZM188 191H192L191 189L190 190H188ZM224 191V192H223ZM147 192V193H146ZM159 192V193H158ZM166 193V196H167V194H170V198L168 199L167 197H165V193ZM183 192V191H182ZM187 191H185V193H186ZM207 192H206V195L207 196H209L208 194H207ZM223 192V193H222ZM137 195H136V194ZM179 193H181V195H179ZM37 194V195H36ZM127 194V195H126ZM145 196H144V195ZM146 194H148V195H146ZM158 196H157V195ZM160 194V195H159ZM57 195V196H56ZM126 195V196H125ZM135 195V196H134ZM138 195H139V197H142V199L140 198L139 199V197H138ZM141 195V196H140ZM150 195V196H149ZM179 195V196H178ZM36 196V197H35ZM43 196H45L44 198L45 199H47V200H45V199H43V197L41 198V197ZM56 196V197H55ZM132 196V197H131ZM134 196V197H133ZM137 196V197H136ZM146 196H148V197H146ZM156 196V197H155ZM161 196V197H160ZM177 196V197H176ZM38 197V198H37ZM42 199V200H40V198ZM125 197V198H124ZM145 197V199H147L145 202L144 201H142L143 200V198ZM163 197H165V199L163 198ZM175 197V198H174ZM210 197V196H209ZM210 197V198H211ZM2 198V199H1ZM136 198H138V200L136 201ZM151 198V199H150ZM227 198V197H226ZM5 199V200H4ZM156 199V200H155ZM160 199V200H159ZM167 199V200H166ZM171 199V200H170ZM186 199V198H185ZM7 200V201H6ZM40 202H39V201ZM44 200V201H43ZM48 200H50L49 202H48ZM154 200V201H153ZM159 200V201H158ZM163 200V201H162ZM180 200H182L181 202H180ZM214 200L216 201V203L214 202ZM223 200H225V201H223ZM168 203H167V202ZM221 201V202H220ZM223 201V202H222ZM234 201V200H233ZM50 202H52V203H50ZM130 202H133L132 204H129ZM160 202H161V204H160ZM226 202H228V204L226 203ZM244 202V203H243ZM6 203V204H5ZM9 203V204H8ZM11 203V204H10ZM135 203H137L136 205H135ZM174 203V205L172 206V204ZM178 203H182L180 206L179 205H177ZM183 203H186V204H183ZM220 205H223V207L222 206H220ZM225 203V204H224ZM237 203V202H236ZM7 204H8V207H7ZM13 204V205H12ZM48 204H50V205H48ZM128 204V205H127ZM141 204H143L142 206H141ZM154 204H156V206L154 205ZM164 204H166V205H168L169 204V207L168 206H165ZM215 204V205H214ZM216 204L220 207H218L217 206V209L215 208L216 207ZM17 205V206H16ZM48 205V206H47ZM130 205V206H129ZM134 205H135V207H134ZM138 205V206H137ZM149 205V206H148ZM182 205H184V206H182ZM226 207H225V206ZM249 205V206H248ZM12 206H14V207H12ZM132 206V207H131ZM139 206L141 207V208H147L148 207V209H146V210H148V212H149V214H151V212H152V214L151 215H149V214H147V213H144V212H142L143 210L141 209H139ZM155 207L154 209L152 208V207ZM158 206L160 207V210H159V208H158ZM174 206H176L177 208H180L181 206H182V208H181V210L183 209H190V210H188V212L186 213V211L184 212L183 210V213L186 215V216H189L188 218L190 219L191 217H190V213L194 216V214L195 215H198V213L200 214L199 216H195L194 218L192 217L191 219L194 221V219L197 217L198 218V220H196L195 219V221H198V223L197 222H193L192 220V222L186 217L185 219H184V217H185V215L183 214L182 216H184V217H182V218H179L178 216V218L176 217V216H174V215H176L175 214V209H173L174 210V212L173 211H171L174 215H171L170 216V210L172 209V208H174ZM208 206V207H209ZM215 206V207H214ZM10 207V208H9ZM12 207V208H11ZM17 207V208H16ZM133 208V210L131 209V208ZM138 207V208H137ZM175 207V208H176ZM184 207V208H183ZM224 207H225V209H224ZM7 208V209H6ZM9 208V209H8ZM20 208V209H19ZM138 209V211L140 212V214H138L139 212H135V214L133 215V213H134V210L136 211L137 209ZM143 208V209H144ZM177 208H176V211L177 212H179L180 211V213L182 214V211L180 210V209H178L177 210ZM207 208V207H206ZM215 208V209H214ZM221 208H223V209H221ZM248 208L253 212V217H252V213L248 210ZM13 209V210H12ZM150 209V210H149ZM153 209V210H152ZM158 209V210H157ZM169 209V210H168ZM185 209V210H186ZM228 209H230V211L228 210ZM263 209V208H262ZM23 210H25V211H23ZM55 210H53V211H55ZM132 210V211H131ZM145 209H144V211H146ZM205 211L204 213L205 214H203V211ZM214 210V211H213ZM215 210H217V211H215ZM245 210H247V212L249 213L248 214V217L250 216L251 218H253V219H251V218H248L247 219V212H245ZM10 211V212H9ZM30 211V212H29ZM154 211V212H153ZM192 211V212H191ZM226 211H229V212H233L232 214L234 215L235 214V217L232 215V214H230L229 212H226ZM243 211V212H242ZM264 211V210H263ZM6 212V213H5ZM56 212V211H55ZM168 212H169V214H168ZM218 213V214H215L214 215V213ZM224 212V213H223ZM240 212V213H239ZM142 213V214H141ZM143 213L144 214H147L148 215V217L150 216V219H152L153 217V219H154V221H153V219H152V222H150V223H148V222H146V223H143L144 221H143V219L141 220L140 219V221H139V218H142V217H140L141 215H143ZM189 213V214H188ZM206 213H208V215L206 216ZM224 215H223V214ZM241 213H244V215L243 214H241ZM19 214V215H18ZM120 214V215H119ZM138 215L137 217L135 216V215ZM159 215H160V213H158ZM168 214V215H167ZM212 216H211V215ZM221 214V215H220ZM227 214V215H226ZM228 214H230V216H232V217H230V216H228ZM251 214V215H250ZM30 215V216H29ZM140 215V216H139ZM154 215V216H153ZM201 215H202V218L203 219H201V222L203 221V220H205V222L203 221L202 222V224H201V222L199 223V218H201ZM218 215H220L221 217H219ZM223 215V216H222ZM226 215V216H225ZM241 215H243V216H241ZM27 216V217H26ZM126 216L127 217H129L130 219H131V217L132 216H134V217H132V219L133 220H135V221H133L132 219L130 220L129 218H128V220H126L127 218H126ZM165 216H167V217H165ZM168 216H170V217H168ZM176 218V219H172V218H174V217ZM212 217V221L210 222V223H207L208 221H206V220H208V218L211 220V217ZM215 216L216 217H219V218H216L219 222L221 221V223H219L220 225H219V227H218V221L215 219ZM237 216V217H236ZM238 216H240V219H238ZM245 216V217H244ZM256 216V215H255ZM6 217H7V219H6ZM26 217V218H25ZM30 217V218H29ZM34 217V218H33ZM114 217H116V218H114ZM117 217H119V220L117 219ZM172 217V218H171ZM214 217V218H213ZM223 217H227V220L228 221H230L229 223H231V221L232 222H234V223H231L230 224V227H228L229 226V224H228V221L226 222L225 220V218H224V222H223ZM228 217L230 218V220L228 219ZM244 217V218H243ZM36 218V219H35ZM159 219V220H157V219ZM169 218V219H168ZM222 218V219H221ZM231 218H233V219H231ZM241 218H243L244 219V221H242L243 219H241ZM245 218H246V220L248 221H246L245 220ZM113 219H115V221L113 220ZM137 219V220H136ZM182 219H183V221H186V223H188V225L190 224V226H189V229H188V226H187V224L186 225H184L185 224V222L184 223H182L183 221H182ZM188 219V220H187ZM213 219H215L214 221H213ZM235 219V220H234ZM121 220H122V222H121ZM179 220V221H178ZM182 222H181V221ZM234 220V221H233ZM236 220H238V221H236ZM239 220H240V223L242 222L243 224L245 223V221L248 223H245V226H243V224H242V227H240L239 228V226H241V224L238 226L237 225V223H239ZM250 220H252V221H250ZM3 221V222H2ZM42 221V222H41ZM112 221H113V223H112ZM131 221V222H130ZM137 221H139L141 224H138V226H136L137 225V223H139V222H137ZM141 221H143V222H141ZM149 221V220H148ZM151 221V220H150ZM158 221V222H157ZM179 223H178V222ZM187 221H189V222H187ZM26 222V223H25ZM134 224H136V225H134ZM155 222V223H154ZM167 223V224H165V223ZM215 222V223H214ZM249 222H250V224H252L251 226H249ZM259 222V223H260ZM44 223V224H43ZM110 223H112V224H110ZM122 223V224H121ZM177 223L178 224H180L181 225V227H182V224H183V230H184V232L181 230L180 231V229H181V227H177L178 225H177ZM196 223V224H195ZM212 223V227H207V226H211V225H208V224H211ZM217 223V224H216ZM227 225H226V224ZM236 223V224H235ZM46 224V225H45ZM118 224H120V225H118ZM132 224V225H131ZM143 224H145V225H143ZM170 224H171V226H174V225H177L176 226V228H178V232H175L176 231V229L174 228V227H172L173 228V230L171 231V227H170ZM174 224V225H173ZM192 224V225H191ZM195 224V225H194ZM197 224H201V225H204V224H206L205 226L207 227L206 229L202 226H199V228H197ZM221 224H224V225H221ZM264 224V223H263ZM48 225V226H47ZM111 225V226H110ZM140 225H142L141 227H140ZM217 228V229H215V228H213L214 226ZM226 225V226H225ZM231 225H236V227L235 226H231ZM249 227H248V226ZM30 226V227H29ZM41 226V227H40ZM125 226V227H124ZM132 226H133V228H132ZM148 226V227H147ZM157 226V227H156ZM187 226V228H185ZM195 226V227H194ZM224 226V227H223ZM237 226H238V228H239V231H242V232H240L239 233V231H238V228H237ZM254 226H256V227H254ZM1 227H3V228H1ZM49 227V228H48ZM118 227H119V229H118ZM139 227V228H138ZM168 227V228H167ZM192 227V228H191ZM220 227H222V230H223V228H224V230H225V228L227 227L228 228V231H231L232 230V228L233 227H235L234 228V232H235V234L234 233H232L233 232V230H232V232H231V234H230V237H231V235H232V239H231V241L230 240H228V239H226L225 238V240H224V237H222V235L224 236V234H222L221 235V233H224V230H223V232H222V230H221V228ZM245 227H247L246 229H245ZM252 227V229H254V232H253V230H251L250 228ZM254 227V228H253ZM257 227H262L263 229L261 230V228H260V230H259V228H257ZM117 228V229H116ZM122 228V229H121ZM124 228V229H123ZM128 228V229H127ZM142 228H143V230H142ZM146 228V229H145ZM166 228V229H165ZM195 229V231H197L198 229H201V228H203V229H201V230H199L200 232H199V235H198V238H200V237H202L201 239H203L202 240V242H201V240H200V243L198 244V243H196V242H192L193 240L192 239H190V237H189V235H187L188 233L190 234L191 232V230L192 229ZM211 228H213V229H215V230H217L216 232L214 231V232H212L213 231V229H211ZM227 228H226V230L225 231H227ZM231 228V229H230ZM242 228H244L245 230H242ZM12 229V230H11ZM26 229V230H25ZM31 229V230H30ZM126 229V230H125ZM131 229V230H130ZM136 229H138V230H136ZM140 229V230H139ZM150 229V230H149ZM186 229V230H185ZM191 229V230H190ZM205 229V230H204ZM261 232H259L258 230ZM6 230V231H5ZM113 230V231H112ZM127 230H128V232H127ZM135 230H136V232H135ZM147 230V231H146ZM156 230H157V232H156ZM189 232H188V231ZM204 230V232H206V234L207 233H209V232H207L208 230H212L211 232L212 233H210V234H208V235H206L205 233H202L201 231H203ZM221 230V231H220ZM235 230H237V233L238 234H236V231ZM249 231V233L252 231V234L250 233H248L247 231ZM7 231H9V232H7ZM120 232V233H118V232ZM139 231V233H137ZM145 231V232H144ZM246 231V232H245ZM263 231V232H262ZM2 232H3V234H5V235H3V236H1L2 235ZM115 234H114V233ZM173 232V233H172ZM182 232V233H181ZM186 232H187V234H186ZM217 232H218V234L219 235H217ZM258 232H259V235H258ZM11 233V234H10ZM34 233V234H33ZM108 233V234H107ZM131 233V234H130ZM137 235H135V234ZM143 233V234H142ZM145 233V234H144ZM175 233V234H174ZM177 233H178V235H177ZM194 233V232H193ZM198 233V232H197ZM201 233L204 235H202V236H200L201 235ZM8 234L10 235V238H9V236H8ZM108 235V237H107V235ZM147 234V235H146ZM149 234V235H148ZM170 234V233H169ZM184 234H186L187 235V237L185 238V236H184ZM213 234V235H212ZM215 234V235H214ZM42 235V236H41ZM63 235V236H62ZM120 235V236H119ZM125 235H127V236H125ZM145 235L148 237H145ZM156 235H159L158 237H155ZM206 235V236H205ZM243 235H241L242 237H243ZM244 235V236H245ZM256 235V234H255ZM33 236V237H32ZM113 236V237H112ZM134 236V237H133ZM173 236V237H172ZM184 238H183V237ZM219 238H218V237ZM221 236V237H220ZM257 236H252L253 238H258ZM4 237V238H3ZM30 237V238H29ZM41 237V238H40ZM63 237V238H62ZM104 237H105V240H104ZM108 239H107V238ZM117 239H116V238ZM123 237V238H122ZM132 237V238H131ZM141 237H143V238H141ZM145 237V238H144ZM242 237H239L240 239H237L238 240V242L241 240V239H243ZM251 237V238H252ZM9 238V239H8ZM13 239V241L14 242H16V243H14L12 240H10V239ZM16 238V239H15ZM24 238V239H23ZM45 238V239H44ZM125 238H127V240L125 239ZM130 238H131V240H130ZM134 238V239H133ZM159 240H157V239ZM215 238V239H214ZM220 239V240H218V239ZM6 241H5V240ZM20 239V240H19ZM59 239V240H58ZM66 241H65V240ZM72 239V240H71ZM110 239V240H109ZM120 239H121V241H120ZM135 239H136V241H135ZM144 239V240H143ZM180 239H183L182 241H180ZM185 239V240H184ZM214 239V240H213ZM8 240H10L11 242H9ZM19 240V241H18ZM57 240V241H56ZM123 240V241H122ZM129 240L131 241V243L129 242ZM187 240H191V243L193 244H190V241H189V243L187 242ZM216 240V242L215 243H217V240H218V243H217V246L215 245V243H213L214 241ZM228 240V241H227ZM24 243H22V242ZM46 241V242H45ZM49 241V242H48ZM58 241H60V242H58ZM73 241V242H72ZM128 241V242H127ZM144 241V242H143ZM220 241H223L222 243L224 244L223 246H222V243L220 242ZM227 241V242H226ZM230 241V242H229ZM233 241V242H232ZM12 242L14 243V245L12 244ZM21 242V243H20ZM28 242V243H27ZM53 242V243H52ZM134 242V243H133ZM156 242V243H155ZM183 242V243H182ZM232 242V243H231ZM125 243H127V244H124ZM155 243V244H154ZM228 243V244H227ZM235 244L234 245H236V246H238L237 244H236V240H235V242H234ZM8 244V245H9ZM29 244V245H28ZM49 244V245H48ZM73 244V245H72ZM135 244V245H134ZM141 246H140V245ZM158 244V246H156ZM222 246L223 248H221L220 246ZM7 245V246H8ZM15 245L18 247V245H20L18 248H19V250H18V248L16 247V248H14L15 247ZM25 245V246H24ZM27 245V246H26ZM51 245V246H50ZM54 245V246H53ZM129 245V246H128ZM134 245V247L132 248V246ZM137 245H138V248H137ZM149 245V246H148ZM153 245H154V248H153ZM176 245H177V247H176ZM181 247H184V248H181ZM185 245H187L188 247H186ZM192 245V246H191ZM196 245V247H193V246H195ZM24 246V247H23ZM56 246V247H55ZM113 246V247H112ZM190 246V247H189ZM239 246H240V242H239ZM65 247V248H64ZM118 247V248H117ZM130 247V248H129ZM147 247V249H145ZM160 247V248H159ZM193 249H192V248ZM211 247V248H210ZM219 247V248H218ZM82 248V249H81ZM137 248V249H136ZM215 248H217V249H215ZM221 248V249H220ZM23 250V252H22V250ZM87 249H88V251H87ZM108 249H111V250H108ZM114 249V250H113ZM117 249V250H116ZM119 249H121V251L122 252H120V254H119V252H118V250ZM141 249V250H140ZM149 249V251H147ZM150 249L152 250V251H150ZM184 249V250H183ZM187 249H190V251H188ZM116 250V251H115ZM138 252H137V251ZM140 250V251H139ZM159 250H161V252H160V255H159V253H158V255L160 256H158L157 255V252H159ZM193 250V251H192ZM211 250H213L212 252H211ZM216 250V251H215ZM68 251V252H67ZM83 251V252H82ZM100 251V252H99ZM107 251V252H106ZM111 251V252H110ZM114 251V252H113ZM144 251V252H143ZM148 253H147V252ZM155 251V252H154ZM183 251H184V253H183ZM186 251H188V252H186ZM208 251V252H207ZM215 251V252H214ZM28 252V253H27ZM32 252V253H31ZM61 252V254H59ZM73 252V253H72ZM100 253V254H98V253ZM140 252V253H139ZM179 252V253H178ZM189 252H192V253H189ZM209 252H211V254L214 252V254L212 255V256H210V259L208 258V254H210ZM217 252V255H219L218 257H215V256H217L215 253ZM30 253V254H29ZM33 253H36L37 255H35V256H33ZM62 253L64 254V256L62 255ZM84 253V254H83ZM88 253V254H87ZM97 253V254H96ZM112 253V254H111ZM122 253V254H121ZM127 253V254H126ZM128 253H130V254H128ZM146 253V254H145ZM187 253H189L188 255H187ZM198 253H200V254H198ZM220 253V254H219ZM25 254V255H24ZM27 254H29V255H27ZM92 254V255H91ZM109 254V255H108ZM114 254V255H113ZM136 254V255H135ZM138 254V255H137ZM176 254V253H175ZM177 254H176V256H177ZM182 254V255H181ZM207 254V255H206ZM210 254V255H211ZM123 255V256H122ZM129 255V256H128ZM140 255H141V257H140ZM148 255V256H147ZM179 255H181V257L179 256ZM215 255V256H214ZM21 256H24V257H22L21 258ZM27 256V257H26ZM31 256V257H30ZM37 256V257H36ZM75 256V257H74ZM78 256V257H77ZM122 256V257H121ZM128 256V257H127ZM166 256H168L167 258H166ZM201 256V258L199 259V257ZM36 259H35V258ZM68 258V261H67V258ZM75 258V260H76V262L74 261L73 262V260H74V258ZM80 257H82V258H80ZM126 257H127V260H125L124 261V259H126ZM134 257V258H133ZM147 257V258H146ZM180 257V258H179ZM207 257V258H206ZM145 259V261H144V259ZM151 258V259H150ZM168 258H169V261L170 262H168ZM204 258V260H202V262H201V259H203ZM73 259V260H72ZM78 259H79V261H78ZM84 259V260H83ZM123 259V260H122ZM131 259V260H130ZM159 259V260H158ZM160 259H162V260H160ZM185 259V260H184ZM206 259H209V260H206ZM33 260V261H32ZM69 260H71V261H69ZM158 260V261H157ZM187 260H189V261H187ZM219 260V261H218ZM25 261V262H24ZM84 261V262H83ZM95 261V262H94ZM138 261V262H137ZM177 261V262H176ZM198 261V262H197ZM78 262V263H77ZM81 262V263H80ZM94 262V263H93ZM108 262V263H107ZM136 262V263H135ZM152 262V263H151ZM157 262V263H156ZM181 262V263H180ZM191 262V263H190ZM201 262V263H200ZM202 263V264H205V263ZM215 262V263H214ZM21 263V264H22Z\"/></svg>","mask_w":264,"mask_h":264}]
</instances>
